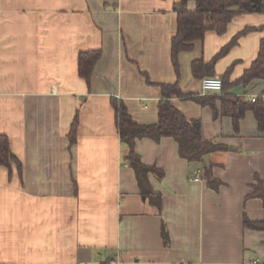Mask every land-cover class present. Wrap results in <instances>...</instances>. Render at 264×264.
Returning a JSON list of instances; mask_svg holds the SVG:
<instances>
[{
	"label": "crops",
	"instance_id": "1",
	"mask_svg": "<svg viewBox=\"0 0 264 264\" xmlns=\"http://www.w3.org/2000/svg\"><path fill=\"white\" fill-rule=\"evenodd\" d=\"M179 0H0V134L22 165L0 166V264H264V232L243 227V215L264 221L253 191L264 192V136L251 111L234 134L231 119L208 106L172 98L187 119L201 122L203 140L227 149L209 154L218 191L201 166L178 155L171 138L137 140L141 161L163 172L149 175L162 209L143 199L134 172L121 162L111 99L139 124L157 121L159 85L177 82L183 94L201 91L191 63L214 64L233 85L264 43V13L242 14L226 31H213L171 61ZM194 11V1L187 3ZM244 29L246 34L237 35ZM237 37V38H236ZM100 50L87 86L77 72L80 52ZM227 93L264 100V80ZM77 116L75 141L70 144ZM202 174V173H201ZM165 224L169 243H163Z\"/></svg>",
	"mask_w": 264,
	"mask_h": 264
},
{
	"label": "trees",
	"instance_id": "2",
	"mask_svg": "<svg viewBox=\"0 0 264 264\" xmlns=\"http://www.w3.org/2000/svg\"><path fill=\"white\" fill-rule=\"evenodd\" d=\"M194 1V11H188L187 3ZM177 13L176 32L171 39V61L176 74H179L178 55L189 51L193 43L203 38L206 32L213 31L218 35L223 34L232 18L242 14L264 13V0H179L174 5ZM251 29H244L238 36L246 34ZM236 37V38H237ZM228 46L221 49L209 63L202 60H194L191 63V72L195 78L203 75H214V64L227 51ZM101 57L100 50L80 52L77 57L78 75L90 85L91 76L96 62ZM264 80V43L261 42L258 54L251 66L233 85H248L252 81ZM231 84L222 79L220 95L200 96L197 94H183L178 83L161 84V100L158 104L157 121L153 124H139L129 114L126 106L120 100L111 99V106L115 112L116 128L121 146V162L131 168L140 196L160 212L162 209V196L152 190L148 176L163 177V172L155 166L144 164L135 151L137 140L149 139L155 143L163 138H171L178 146V155L187 163L201 166L202 178L207 186L218 191L223 183L214 178L210 167L206 168L202 162L204 155H209L227 148L220 144H214L202 139L201 122L187 119L172 103V98L191 99L201 106H208L213 112V118L218 117L216 101L221 103V115L231 119L234 134L239 132V124L247 111H251L257 124L258 132L264 136V100L261 97L254 101L245 100L242 97L232 96L227 93ZM78 119L75 116L69 134L70 144L75 141ZM0 166L9 172L15 166L21 176L22 165L19 159L11 152L9 139L0 134ZM255 185L251 194L246 198H258L264 207V192L262 181L255 177ZM243 227L253 231L264 232V221H252L243 215ZM163 243H169V235L165 224L161 226ZM105 262L102 264H108Z\"/></svg>",
	"mask_w": 264,
	"mask_h": 264
},
{
	"label": "built area",
	"instance_id": "3",
	"mask_svg": "<svg viewBox=\"0 0 264 264\" xmlns=\"http://www.w3.org/2000/svg\"><path fill=\"white\" fill-rule=\"evenodd\" d=\"M200 85L203 94L219 93L222 89V79L218 76H207L201 79ZM250 100L254 101L255 97H251ZM190 179L193 181H200L201 180L200 171H196ZM108 264H113V263L109 262Z\"/></svg>",
	"mask_w": 264,
	"mask_h": 264
},
{
	"label": "water",
	"instance_id": "4",
	"mask_svg": "<svg viewBox=\"0 0 264 264\" xmlns=\"http://www.w3.org/2000/svg\"><path fill=\"white\" fill-rule=\"evenodd\" d=\"M202 162L206 168H209L210 167L209 155H204L202 158Z\"/></svg>",
	"mask_w": 264,
	"mask_h": 264
}]
</instances>
